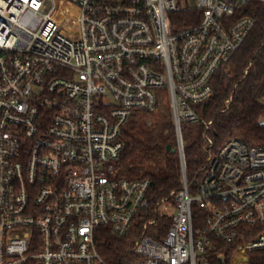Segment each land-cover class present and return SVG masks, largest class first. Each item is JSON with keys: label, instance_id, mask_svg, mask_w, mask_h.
<instances>
[{"label": "built area", "instance_id": "built-area-1", "mask_svg": "<svg viewBox=\"0 0 264 264\" xmlns=\"http://www.w3.org/2000/svg\"><path fill=\"white\" fill-rule=\"evenodd\" d=\"M249 2L0 0V264H106L102 227L135 236L137 264H251L264 250V146L216 148L209 120L195 187L182 132L205 122L212 76L256 22ZM195 7L198 23L175 29L171 13ZM165 94L182 186L154 200L120 157L129 119Z\"/></svg>", "mask_w": 264, "mask_h": 264}, {"label": "trees", "instance_id": "trees-1", "mask_svg": "<svg viewBox=\"0 0 264 264\" xmlns=\"http://www.w3.org/2000/svg\"><path fill=\"white\" fill-rule=\"evenodd\" d=\"M243 12L254 16L256 22L239 49L212 76L213 92L197 106L205 122L182 124L187 178L195 187L198 171L207 159L203 136L209 120L212 123L208 133L216 148L232 138L264 146V1L250 0ZM201 16L202 10L196 7L170 15L175 29L196 24ZM169 106L170 103L163 108L162 101L158 103L161 111L154 127L139 118L148 112L135 111L123 129L125 145L120 171L128 178L149 179L154 200L182 186L176 131L173 120L165 118ZM168 144L172 146L170 149ZM258 230H264V226ZM134 243L132 234L119 236L105 227L97 234L98 250L106 264H137L139 257L134 252ZM251 264H264V250L252 253Z\"/></svg>", "mask_w": 264, "mask_h": 264}, {"label": "rangeland", "instance_id": "rangeland-1", "mask_svg": "<svg viewBox=\"0 0 264 264\" xmlns=\"http://www.w3.org/2000/svg\"><path fill=\"white\" fill-rule=\"evenodd\" d=\"M162 104H163V108H165V105L166 104L167 105L169 104V98H168V95L167 94H165V96L163 98V101H162ZM166 108H167V106H166ZM160 111L161 110L159 109L156 112L151 113V114L140 115L139 118L140 119L142 118V119L146 120V124L148 126L154 127L156 125L157 121H158V116L160 114ZM165 118H166V120L167 119L168 120L170 119L172 121V108H171V105L167 109V112L165 114ZM167 211L170 214H175L176 213V208L174 206H169L167 208Z\"/></svg>", "mask_w": 264, "mask_h": 264}, {"label": "water", "instance_id": "water-1", "mask_svg": "<svg viewBox=\"0 0 264 264\" xmlns=\"http://www.w3.org/2000/svg\"><path fill=\"white\" fill-rule=\"evenodd\" d=\"M171 147H172V146H171L170 144H168L167 148L170 149ZM173 150H176V147H173ZM184 170H186L185 167H184ZM185 172H186V171H185Z\"/></svg>", "mask_w": 264, "mask_h": 264}]
</instances>
